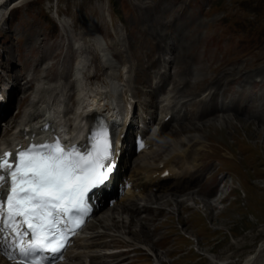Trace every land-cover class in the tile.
Wrapping results in <instances>:
<instances>
[{
    "label": "rangeland",
    "instance_id": "374dc122",
    "mask_svg": "<svg viewBox=\"0 0 264 264\" xmlns=\"http://www.w3.org/2000/svg\"><path fill=\"white\" fill-rule=\"evenodd\" d=\"M152 1L155 6L158 1L159 5L162 2ZM17 3L16 6L22 5L0 21V34L6 35L0 39V63L4 65L10 62L16 67V64H20L19 60L29 62L32 69L35 57L31 56L30 48L39 45L43 49H37L36 58L43 56L45 66L56 62L57 67L63 62L67 64L69 74L68 67H71L76 55L71 48L82 45L77 38L82 30H90L95 37L98 34L107 37V42L118 44V38L121 39L119 46H124L130 52L133 50L139 55L140 62L154 63L157 68L164 65L163 60L172 58L165 54L169 52L168 47L177 44L198 46L196 60H192L189 67L196 70L202 64L208 70H204L203 74H207L210 80L214 78L216 83L224 81L227 76L234 77L239 71L245 72L247 77L264 74V0L166 1L164 5L167 6H179L181 3L183 19L174 29H156L166 34L164 42L160 44V62L156 60L155 40L138 30L142 25L136 10L141 14L148 12L150 0H28ZM189 18L195 19V22L174 42L175 29ZM61 21L67 22L68 35L75 37L71 52L64 46ZM195 26L199 27L200 37L188 34ZM152 31L147 27L146 32L151 35ZM192 37V41L188 42ZM65 48L69 54L67 58ZM20 52L22 58L18 59ZM122 58L120 60L124 61ZM127 61L132 63V60ZM256 80L257 77L254 78ZM248 93L251 90L247 86L241 94ZM13 100L8 106L6 118L14 116L16 112L17 104ZM4 121H0V134ZM230 123L227 127L217 126V131L213 130V126H203L193 132L205 145L202 163L212 166V175L216 174L221 179L219 185L222 187L206 199L212 205L211 209L207 211L204 203L197 204L198 195L186 201L188 208L183 206L177 209L171 204L165 207L159 201L164 206V212L157 220V230L149 233L132 223L130 228L136 227L131 228L130 234L134 235V230L139 234L141 231L142 239L146 238L144 248L151 247L160 262L157 263L150 253L136 244L137 248L132 246L136 254L130 256L131 264H245L249 259H257L259 251L261 256L257 264H264V133L256 132L258 129L251 124L248 127L254 133L247 137L241 131L245 126L240 119H234L237 128ZM180 138L178 136L175 140ZM170 139L169 135L166 140ZM106 207L99 209L94 216ZM151 207L155 208V205ZM149 226L153 228L151 224ZM131 235L128 237L133 238ZM155 240H158V246L153 242ZM121 249L126 248L115 246V250Z\"/></svg>",
    "mask_w": 264,
    "mask_h": 264
},
{
    "label": "bare ground",
    "instance_id": "6f19581e",
    "mask_svg": "<svg viewBox=\"0 0 264 264\" xmlns=\"http://www.w3.org/2000/svg\"><path fill=\"white\" fill-rule=\"evenodd\" d=\"M27 1L28 0H0V12L8 7L11 8L10 12H12L22 5L21 4L16 6V2H18L17 4H20ZM161 1L162 2L160 5V1H158L157 6H155L153 5V1L150 0V8L145 14H141L139 10H136L138 21L140 25H142L140 26L142 28L138 30L139 32H143V34L146 33L148 37L155 40L154 46H156L157 53H159L162 49L160 44L164 42L166 34L159 33L156 29L158 27L163 28L164 30L174 29L175 25L178 24V21L183 19V8L181 6V3L179 6L173 4L168 7H163L164 2L168 0ZM180 12H182L181 15H179ZM65 22L66 21L61 22V30L64 32L63 35L66 40V48H69L68 42L72 40V37L68 35L69 32L66 25L67 22ZM194 22L195 19L191 20L189 18L182 25H179L178 28L175 29L176 33L173 37V41L177 42V38L182 36L186 32L185 29H187L190 24H193ZM147 27H149L151 31L153 30L151 32V35L150 33L146 32ZM88 32H90V30H82L81 36L77 37L82 42V46H80V49L82 48L84 50H87V53L89 52L87 47H90L92 45V42H94L92 36L87 35ZM198 33L199 27L196 26L192 31L190 30V32H188V34L192 35L193 37L195 35L197 37H200ZM3 35L4 36L2 37H6L5 34ZM193 37L188 40V42H191ZM9 41L10 40L8 39L7 42ZM40 48H42V46L39 45H37V47L30 48L31 56H34L36 61L34 67H37L39 64H41L42 61V58H36L35 55L37 49ZM167 49L169 50V52L166 51L165 53L172 56V58H170V60H168L165 65L166 67H168V69H165V71H163L160 84L153 86L150 91H159L165 88V86L168 84L171 91L173 92L172 97H178L182 99L181 103L178 105L185 111L181 120H179V122H175L176 125L172 127V129H169L168 124L161 123L159 132L156 135V138L158 137L159 142L154 143L153 139L147 140L145 142V144L148 143L154 145L155 148L149 149L145 153L138 154L136 159L133 161L135 167L137 166V168L133 173H131L128 181H131L132 183V191H136L138 195L136 197H126L125 199H123L121 204L115 203L106 208H103L98 215L92 218L91 222L85 225L83 230L80 232V235L74 239L72 245V247H74V250H72V247H70V249L63 255L64 261L58 264H131V260L129 259L130 256L136 254L134 251L136 250L135 248H137L136 244L143 251L147 252L148 254L150 253L157 263L160 262L157 259L158 257L156 256V253L152 252L151 247L144 248L146 245V238L144 237L142 239L143 236L141 235V231L139 234L137 233V230V232L134 230V235L130 234V232H132L131 228L136 227V225H134L130 228V225H132V223H136L140 229H144L149 233H151L152 230L156 231V223L159 217L164 212L162 209L164 206L168 207L167 204H171L177 209H180L183 206L188 208V205H185V203L186 201L193 199V195H198L199 200L197 204L204 203V207L207 209V211H209L212 205H210L206 199H209L210 197L215 195L220 187H222L219 186V188L213 194L211 193L216 184L221 183V179L218 178L216 174L212 175V166H208L206 163H202L203 161L201 160V158L205 145H202L201 142L203 141L199 139L197 135L193 134V132L198 131L199 127L203 126H213V130L217 131V126L227 127L230 122V125L232 124L234 128H237L234 125V119H240L241 124L245 126L241 128V131L242 133L244 132L247 137L252 136V133H254V131H251V127H248L251 124L255 125V127L258 129L256 130V132L264 133V117H262V115L264 114V94H262L260 98L258 96L256 100L251 99L250 102L252 106H245V103L239 97H230L229 106L223 104H220L218 106L215 102L216 96L221 92V86H223L225 90L227 88V85L233 83L240 82L243 85H250L253 84L251 80L254 76H257L258 78L260 77L259 83L253 84L252 87L249 88V90H251V88H262L264 86V74L260 75L258 73V75L247 77L245 72L239 71L235 74L234 77L227 76L224 78V81L216 83V81H213V77V79L210 80V77L206 76L207 74H203L204 70H206V72L208 70L207 68L203 67L202 64L201 66L196 67V70H191L189 67L191 61L196 60L195 57L197 56L199 51L198 46L193 47L177 44L168 47ZM57 50L58 49H56V51ZM109 50L110 56L114 57L115 47H110ZM162 52H164V49L161 51V53ZM53 57L56 58V55L54 54ZM67 57H69V54L66 52V58ZM132 57L138 63V54L132 52ZM13 58L14 57H12V59ZM20 58H22L21 52L18 59ZM158 59L159 57L157 56L156 60ZM96 61L97 60H95L94 56L91 57L90 62L94 69L97 71L99 70V65L96 64ZM28 64L29 63L27 62V64H24L23 67H27ZM136 64H133V66H128V69L130 67L131 69L133 68L135 72L140 71L142 64ZM55 65L56 63H53L52 65L43 69L37 67L35 69L33 77L29 81L24 80L19 88L18 85L17 87H15L14 92L18 91V93H20V100L22 102H28V97H33L31 100H29V106L32 108V110L23 112L18 120L14 118L8 119L9 122L7 121L8 123L4 127L5 134L11 131V129H13L14 131L18 127L22 126L23 128V126L26 124L34 127V125L32 124H34L33 122L37 118V115L39 114L38 111L41 109V107L42 110L51 109L53 101H55L58 94L61 93L63 85L60 80L65 81V95L68 97H73L72 105L77 106V108L80 106V96L82 91L86 90V84L84 85V87L80 85L76 77L77 70H75L74 68H71L72 76H69L70 78L68 77L67 79V76L63 74L61 75L63 71L64 73L67 72V67H64L63 64L60 65L61 70H58L60 73V77L59 79L55 80V74L57 75V73H55L57 72ZM106 65L107 66L105 68L110 70V73L106 76V78H110L108 81L102 79L103 70L101 71L102 73L100 75L96 73L93 76H89V74L82 72L80 68L81 78L89 85L88 90H91V87L95 86V93L93 94V97L94 99L98 98L100 102L111 99V91L113 90V88L116 87V90L119 89L122 91L125 88L123 85H118L120 84L119 80H121L122 73L117 66V62L111 59H107ZM169 68H171V72H169ZM224 69L222 71H224ZM41 71L44 72L43 75L40 74ZM12 76L13 81L17 84L19 75H13L12 73ZM215 77L218 78V76ZM41 81L44 82L40 87L38 84L41 83ZM121 81L126 83L127 79ZM116 85H118V87ZM126 87L127 90L130 91V89L128 88V84H126ZM17 88L19 90H17ZM206 90V96L195 100V97L200 96V94ZM227 90L231 94L234 93L230 86H228ZM118 96L120 98L119 101L122 102L123 96L119 93L117 97ZM88 97L90 98V96ZM120 102H117L116 100V103H114L117 105V107H119ZM20 105H23V103L20 102ZM249 109H253L255 113H250ZM168 113L169 112H166L160 120L162 121ZM77 118L82 119L81 114H78ZM78 127L79 125L72 129L71 132H74V130H76ZM169 135L171 139L166 140ZM178 136H181V138L175 140V138ZM22 137L23 135L20 133L13 139L20 140L22 139ZM234 137H237V135H234ZM204 141H206V139ZM172 165H175L179 169L177 173L173 172ZM166 169L169 170L170 175L172 176V181L169 183L165 182V179H159V176ZM195 184L198 185L195 186ZM161 186H163L161 188L162 191H159L156 194H154L152 190L148 191L147 193L144 192L147 188L153 189ZM169 192L173 193L171 194ZM178 193L179 195H176ZM159 201H162L164 206L161 203L159 204ZM153 205H155V208L151 207ZM120 219H122L123 221H116ZM127 223L128 225L126 226ZM149 224H151L153 228H151ZM128 235H131L133 238H129ZM101 236H108V242L99 240ZM153 242H156L155 245L158 246V240H155ZM118 245H122L126 249L112 253L103 251L110 246ZM132 246H135V248L133 249ZM152 247L154 246L152 245ZM260 253L261 251H259V256H257V259H249L245 264H255V262L257 264L259 257L261 256ZM230 257L231 256H229L228 258ZM0 264L11 263L7 262L3 257L0 256Z\"/></svg>",
    "mask_w": 264,
    "mask_h": 264
},
{
    "label": "snow or ice",
    "instance_id": "6c2138e0",
    "mask_svg": "<svg viewBox=\"0 0 264 264\" xmlns=\"http://www.w3.org/2000/svg\"><path fill=\"white\" fill-rule=\"evenodd\" d=\"M0 155V223L15 236L19 264H52L64 249L68 234L89 212L88 199L113 171V143L102 128L89 147L64 148L54 143L31 144ZM23 229V231H22ZM27 237L28 239H25ZM11 258V253L8 254Z\"/></svg>",
    "mask_w": 264,
    "mask_h": 264
}]
</instances>
